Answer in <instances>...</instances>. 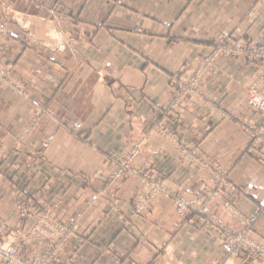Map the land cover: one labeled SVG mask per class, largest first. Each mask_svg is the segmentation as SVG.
<instances>
[{
	"label": "crops",
	"instance_id": "crops-1",
	"mask_svg": "<svg viewBox=\"0 0 264 264\" xmlns=\"http://www.w3.org/2000/svg\"><path fill=\"white\" fill-rule=\"evenodd\" d=\"M58 4L64 16L56 25L49 8ZM15 14L47 20L60 45L25 44ZM0 23L11 28L0 36V65L25 92L0 83V218L10 238L27 227L32 207L53 205L60 193L53 215L77 219L79 226L49 264H264L244 251L226 255L220 234L203 230L194 213L178 215L162 198L132 217L140 184L110 185L102 178L106 152L121 151L129 135L150 131L142 159L158 177L191 196L214 189L210 166L182 162L174 144L151 127L164 116L169 77L216 36L229 32L264 45V0H0ZM257 65L242 56L220 57L201 81L214 106L183 101L164 118L178 140L226 169L236 187L233 201L245 214L264 206V150L249 151L248 135L223 112L261 123L263 115L245 101ZM126 67L144 73L143 87L122 76ZM39 107L48 115L25 128L23 150H13L15 136ZM251 235L264 246V213ZM43 250L36 240L22 254Z\"/></svg>",
	"mask_w": 264,
	"mask_h": 264
},
{
	"label": "rangeland",
	"instance_id": "rangeland-1",
	"mask_svg": "<svg viewBox=\"0 0 264 264\" xmlns=\"http://www.w3.org/2000/svg\"><path fill=\"white\" fill-rule=\"evenodd\" d=\"M52 11L53 17L52 20L57 25V21L60 17L64 16V12L61 5L52 6L49 8ZM32 18V19H31ZM12 19L15 23H19L22 25L25 30L26 34L24 37L25 44L29 45L32 43L34 46L40 47H56L59 46L61 43V36L59 33L55 31V25H53L54 31L51 32V28L47 20L40 19V18H33L27 15L20 16L15 14L12 16ZM24 19H29L28 21H22ZM23 22V23H22ZM40 33H39V32ZM57 31V30H56ZM11 34V28L7 26L5 23H0V36H7ZM49 34V35H48ZM240 43L245 45L247 48L243 50H236L234 46ZM253 49H257L260 51L264 49V45H258L254 43L250 37L247 36H235L232 33L224 32L218 36H216L211 41V47L206 50L197 53L192 58H188L184 61L183 66L179 72L173 73L169 77V83L171 87V95L166 100L165 104L163 105V117L160 118L152 127L151 130H155L159 133L164 139L174 144V146L179 150L181 155L182 162L187 161H197L202 165V167L210 166L208 169V174L212 177L215 187L212 190H207L204 193L191 196L187 191L181 190L176 188L172 184H170L165 178L158 177L156 171L151 167V162L149 159H142V146L143 142L147 139L146 135L150 131H145L143 133V137L137 134L129 135L126 147L117 152H106V164H107V172L103 175L102 178L110 184H116L120 181L126 179H132L140 184V191L136 193L132 200V206L130 210V215L132 217H137L143 215L147 212L151 206L155 203L158 198H162L164 200L169 201L176 213L180 216H185L189 213H194L198 221L201 223V228L207 231H214L220 234L223 238L222 246L224 249V253L228 256H236L240 251H244L249 254H253L264 260V258L260 257L259 255L250 252L247 249H243L242 247L235 248L232 252L227 250L226 243L228 242L229 236H234V232L231 229L226 228L225 225H236V221L233 220L224 207L223 203L230 204L231 206L236 208V205L233 201V196L231 195L235 190V186L233 183L228 181L226 169L219 164H214L213 166L210 165L208 161L199 157L197 153V148L191 146L187 141L178 140L175 135L168 130L166 127V122L164 118L172 117L173 113L178 110V107L183 101H190L196 102L205 105L206 107H213L214 100L206 94V92L201 87V81L204 75L208 72L209 68L220 58V57H228V56H242L248 62L253 63L257 62V69L251 75L250 80L245 88V101L246 104L251 107L252 109L259 111L263 115V119L260 124L254 125L252 122L245 120L241 115H239L235 110L225 111L223 112V117L236 121L239 125V128L245 132L249 137V151L257 149L259 152L264 150V147L257 142V131L264 125V111L252 106L249 103V95L252 87L259 88V92L264 95V84H257L256 81L259 79L261 80L262 71L264 70V58L261 56V51L259 53H255ZM258 54V55H257ZM261 54V55H260ZM212 55L211 59L206 62V65L201 72V76L199 77L196 90L199 92L200 96H193L189 93V89L185 87V80H189L192 75L197 74V70L194 68H198V66L203 65L202 62H199L201 57ZM122 76L131 79L135 87L141 88L145 82V75L144 73L132 67H126L122 69ZM199 75V73H198ZM141 79V80H140ZM142 81V82H141ZM184 81V83H183ZM0 83L7 84L10 87H13L19 93L24 94L23 87H20L15 81L12 79V75L8 73V71L1 67L0 65ZM187 91L184 93V91ZM182 96L180 100H176L178 97ZM48 115L46 109L37 108L34 114L31 116L29 123L27 126L21 127V130L15 136L14 148L15 151L23 150L22 143L24 142L27 134L29 131H25L24 129L29 127L31 128L34 126L40 118L45 117ZM138 124L142 123L141 118L138 117L136 120ZM139 131H136L138 133ZM31 148H33V142L31 141L28 144ZM16 146V148H15ZM26 152H31V150L26 149ZM138 151L137 155L134 152ZM128 156L129 159H123L121 162L115 160V157ZM114 157V158H112ZM204 165V166H203ZM154 183H158V189L165 190V191H155L153 189ZM163 187V188H161ZM171 195V196H170ZM178 196H183L185 200L189 203L190 207H188L184 213H181L179 206L177 205L176 201L180 199ZM62 195L59 193L56 197V201L53 205H45L39 207H32L31 208V216L32 219L28 223L27 227L24 231L20 234L14 235L10 238V231H7V225L3 219L0 218V246L9 249H15L16 255L18 257V264H49L51 260L56 258L57 252L63 248L66 241L77 235V229L79 226V221L77 219H71L69 221H62L53 215V210L56 208L60 201ZM212 197V198H211ZM204 200L208 206L207 211H201L200 208H193L191 207L192 202L195 203L196 201ZM209 201V202H208ZM145 202V203H144ZM142 203V204H141ZM21 206V203L19 204ZM22 207V206H21ZM261 207L263 210L261 211L259 218L264 213V206ZM257 208V207H255ZM254 208V209H255ZM21 209V208H20ZM253 209V210H254ZM237 211H239L236 208ZM252 210V211H253ZM251 211V212H252ZM242 213L241 211H239ZM249 212V213H251ZM247 213V214H249ZM247 215L245 213H242ZM256 221V223H257ZM76 225H74L73 224ZM255 223V225H256ZM72 224L71 228L67 225ZM56 225V226H55ZM253 226V229L255 227ZM67 227L64 233L55 234L58 227ZM251 230V233L253 231ZM45 232H53V235H48L44 233H40L38 231ZM250 233V236L252 237ZM252 239H254L252 237ZM40 241L44 246V250L40 255L34 256H24L22 254V250L28 244L33 243L34 241ZM258 243V242H256ZM260 244V243H258ZM263 248L264 246L260 244ZM249 249V248H248ZM0 264H7L3 263L2 259L0 258Z\"/></svg>",
	"mask_w": 264,
	"mask_h": 264
},
{
	"label": "built area",
	"instance_id": "built-area-1",
	"mask_svg": "<svg viewBox=\"0 0 264 264\" xmlns=\"http://www.w3.org/2000/svg\"><path fill=\"white\" fill-rule=\"evenodd\" d=\"M247 48L245 45H242L240 43H237L234 46V49L236 50H243ZM253 51L255 53H259L261 51V56L264 58V49L258 51L257 49H253ZM258 55V54H257ZM212 55H207L204 57H201V59H199V62H202L203 60V65L202 66H198V68H194L195 70H197V74L192 75V77L189 80H185V87L188 88L190 91L189 93H191L192 97L193 96H200L199 92H197L196 90V84L197 81L199 79V77L201 76V72L203 71L206 62H208L211 59ZM199 73V75H198ZM261 76V80H257L256 83L257 84H264V70L262 71V75ZM141 80V79H140ZM142 82V81H141ZM184 83V81H183ZM259 88H254L252 87L251 91H250V95H249V103L252 106H255L256 108H259L261 110L264 111V95L259 92L258 90ZM187 92L186 90L184 91V93ZM181 98H183L182 96L178 97L176 100H180ZM257 135H259V137L257 138V142H259L263 147H264V125L262 128H260L259 131H257L256 133ZM138 153V151H137ZM136 151L134 152V154H136ZM114 158V157H112ZM123 159H129L128 156L123 157V156H118L115 157V160L118 162H121ZM158 183H154L153 185V189H155V191L158 188ZM163 188V187H161ZM161 189H158L157 191H159ZM156 191V192H157ZM161 191H165V190H161ZM171 196V195H170ZM180 199H178L176 201L177 205L179 206L181 213H184L185 210L190 207L189 203L187 202V200H185V198L183 196H178ZM212 198V197H211ZM209 202V201H208ZM145 203V202H144ZM142 204V203H141ZM207 203L204 200H200V201H196L195 203L192 202L191 207L193 208H200L201 211H207L208 210V206L206 205ZM224 207H226V210L229 212L231 218L233 220L236 221V225H225L227 230L231 229L234 232V236L230 235L228 242L226 243V247L227 250L232 252L235 248L237 247H242L243 249H247L252 253H255L257 255H259L260 257L264 258V248L256 243V241L254 239H252V237L250 236L251 230L253 229V226L255 225L258 217L261 214V211L263 210L261 207H257L255 208L251 213L244 215L242 213H240L239 211L236 210L235 207H233V205L231 206L229 203L225 204L223 203ZM74 224V222H73ZM72 224H68L67 226L69 228H71ZM75 225V224H74ZM56 226V225H55ZM73 226V225H72ZM76 226V225H75ZM59 230L56 231L55 234H62L64 233L67 229V227H58ZM40 233H44V234H48V235H53V232H45L44 231H38ZM249 248V249H248ZM0 258L2 259L3 263H7V264H18V257L16 255V251L15 249H9V248H4L2 246H0Z\"/></svg>",
	"mask_w": 264,
	"mask_h": 264
},
{
	"label": "bare ground",
	"instance_id": "bare-ground-1",
	"mask_svg": "<svg viewBox=\"0 0 264 264\" xmlns=\"http://www.w3.org/2000/svg\"><path fill=\"white\" fill-rule=\"evenodd\" d=\"M32 19V18H31ZM29 19H24V20H22V21H28ZM23 23V22H22ZM49 35V34H48Z\"/></svg>",
	"mask_w": 264,
	"mask_h": 264
}]
</instances>
